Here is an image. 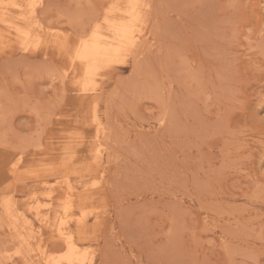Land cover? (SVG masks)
<instances>
[{
    "label": "rangeland",
    "instance_id": "374dc122",
    "mask_svg": "<svg viewBox=\"0 0 264 264\" xmlns=\"http://www.w3.org/2000/svg\"><path fill=\"white\" fill-rule=\"evenodd\" d=\"M45 257L264 264V0H0V264Z\"/></svg>",
    "mask_w": 264,
    "mask_h": 264
},
{
    "label": "bare ground",
    "instance_id": "6f19581e",
    "mask_svg": "<svg viewBox=\"0 0 264 264\" xmlns=\"http://www.w3.org/2000/svg\"><path fill=\"white\" fill-rule=\"evenodd\" d=\"M28 9H29V8H28ZM24 10H25V9H24ZM129 11H130V10H129ZM129 11H128V12H129ZM12 18H13V17H12ZM131 18H132V16H131ZM133 18H134V17H133ZM133 18H132V19H133ZM120 19H121V18H120ZM134 19H135V18H134ZM134 19H133V20H134ZM1 20H2V19H1ZM8 22L12 24V20H11V21L8 20ZM13 22H14V21H13ZM120 22H121V21H120ZM5 23H7V22L5 21ZM9 23H8V24H9ZM124 23H125V22H121V23H119V24L124 25ZM17 24H18V23H17ZM10 26H11V25H10ZM17 26H18V25H17ZM12 27H13V26H12ZM21 27H24V26H21V25H20L19 28H21ZM24 28H25V31H23V30L21 29L22 32L25 33V35H24L23 37L26 36V31L28 30L27 26H25ZM24 28H23V29H24ZM26 28H27V29H26ZM93 28H94V27H93ZM116 28H117L116 31H117L118 36L121 37V36H122V31H121V30H118V29H120V28H118V27H116ZM125 28H126V27H125ZM125 28L123 27L122 30L124 29V33H125L126 36H125V35H123V36H125L124 38L126 39V37H128L127 35L130 34V32H129V33H128V31L126 32V31H125ZM14 29H15V28H14ZM16 30H17V29H16ZM29 30H30V29H29ZM94 30H95V29H94ZM118 31H119V33H118ZM22 32H21V33H22ZM28 32H29V31H28ZM28 32H27V33H28ZM30 32H31V30H30ZM7 33H8V32H7ZM21 33L19 32V35H23V34H21ZM126 33H128V34H126ZM28 34H30V33H28ZM28 34H27V39H28L29 36L32 37V36H31L32 33H31L30 35H28ZM96 34H97V33H96ZM98 35H100V34H98ZM85 36H86V35H85ZM85 36H84V37H85ZM94 37H95V36L92 35V38L89 39V40H91V41H87V39H86V41L84 40V41L86 42V45H85V46L88 45V44H87V42H88V43H90L89 45H91V47H90V46H88V47H89V48H92V45H93V44H91V42L93 41L92 39H94ZM100 37H101V35H100ZM7 38H8V37H7ZM25 38H26V37H25ZM25 38H24V40H27V39H25ZM33 38H34V37H33ZM101 38H102V37H101ZM101 38L98 39L99 42L101 41V40H100ZM37 39H38V38H37ZM127 39H129V38H127ZM30 40H31V39H30ZM96 40H97V37H96V39L93 41L94 44H96V43H95ZM68 41H69V40H68ZM70 41H71V39H70ZM120 41H122V40H120ZM123 41H124V40H123ZM123 41H122V42H123ZM26 42H28V41H26ZM71 42H72V41H71ZM82 42H83V40L81 41V43H82ZM93 42H92V43H93ZM97 42H98V41H97ZM101 43H102V41H101ZM105 43H106V42H105ZM26 44H27V43H26ZM28 44H29V43H28ZM66 44L68 45V44H71V43L66 42ZM107 44H108V43H107ZM59 45L61 46V44H59ZM71 45H72V44H71ZM71 45H70V47H71ZM79 45H80V44H79ZM79 45H78V47H81V46H79ZM101 45H102V44H101ZM101 45H100V46H101ZM60 46H59V47H60ZM85 46L83 45V47H81L82 50H81V48H79V50L84 51V54H85V55L87 54V56H88V54L90 53L91 49H90V51H89V49H88V48L86 49ZM102 46H104V45H102ZM102 46H101V47H102ZM106 46L108 47V45H106ZM106 46H104L105 48H103V49L101 48V49H100V51H101V50H104V51H101V54H100V52H99L100 57H103L102 54L105 52V49L107 50V52H105V53H107L108 55L110 54V53H108L109 51H108V48H107ZM109 46H110V45H109ZM65 47H67V46L65 45ZM72 47H73V49H75V48H74V44H73ZM84 47H85V50H88V53H85ZM94 47H96V45H94L93 48H94ZM97 47H99V46H97ZM97 47H96V48H97ZM110 47H111V46H110ZM58 49H59V48H58ZM73 49H72V50H73ZM62 50L65 51L64 47H63ZM111 50H112V47L110 48V52H111ZM113 50H114V48H113ZM64 51H63V52H64ZM76 51H77V50H76ZM92 51H95V49H93ZM96 51H99V49L96 50ZM74 52H75V50H74ZM78 52H79V51H77V53H78ZM61 53H62V52H61ZM75 53H76V52H75ZM79 53H83V52H79ZM95 53H96V52H95ZM97 53H98V52H97ZM105 53H104V57H107L108 55L106 56ZM62 54H63V53H62ZM64 54H65V53H64ZM72 54H74V53L71 52V55H72ZM91 54L94 55L93 52H92ZM91 54H90V55H91ZM65 55H66V54H65ZM82 55H83V54H82ZM85 55H83V56H84L83 60L81 59V64H79L80 66H82V64H84L83 62H84V60L86 59V58H85ZM90 55H89V57H87L86 60H88L89 58H91L92 55H91V56H90ZM101 55H102V56H101ZM73 56H74V55H73ZM75 56L78 57L79 55H75ZM80 56H81V54H80ZM80 56H79V57H80ZM96 56L99 57V55H96ZM96 56H92V57L95 58V59H93L94 61H95L96 59L98 60V62L101 61V60L103 61L104 58L101 59V58L99 57V58L101 59V60H100V59H98V57H96ZM70 57H71V56H70ZM80 58H81V57H80ZM69 59L71 60V58H69ZM75 59H76V58H75ZM75 59H74V60H75ZM91 60H92V59H91ZM72 61H73V58H72ZM77 61H78V60H77ZM77 61H76V64H77V65H76V64H73L72 67H73V66H76V67L78 66ZM82 61H83V62H82ZM96 62H97V61H96ZM98 62H97V63H98ZM74 63H75V62H74ZM87 63H88V62H87ZM87 63H86V64H87ZM97 63H96V64H97ZM86 64H85V65H86ZM88 65H89V64H88ZM86 66H87V65H86ZM93 66H94V64L92 63V67H93ZM97 66L99 67L98 64H97ZM97 66H95V68H96ZM82 68H83V67H82ZM88 68H89V66H88ZM89 69H90V68H89ZM89 69H88V70H89ZM92 69H93V71H94V67H93ZM76 70H77V69H76ZM86 70H87V69H86ZM88 70H87L88 73H86V74L92 73V76H93V72H90V71H92V70H91V69H90L89 71H88ZM75 72H77V71H75ZM94 72H96V71H94ZM89 75L91 76V74H89ZM89 75H88V76H89ZM83 77H87V76L84 75ZM89 78H91V77H89ZM85 79H87V78H85ZM83 83H85V82H83ZM83 83H82V84H83ZM89 83H90V82H89ZM85 84H86V83H85ZM85 84H84V85H85ZM84 85H83V86H84ZM89 85H90V84H89ZM89 85L87 84V86H89ZM84 87H85V86H84ZM85 89H86V88H85ZM85 89H83V90H85ZM86 91H87V90H86ZM82 96H83V95H82ZM83 101H84V100H83ZM86 101H87V100H86ZM84 102H85V101H84ZM82 103H83V102H82ZM107 112H108V111H107ZM108 114H109V112H108ZM58 121H59V120H58ZM74 126L77 127L76 125H74ZM83 127H84V126H83ZM77 128H79V127H77ZM73 130H74V129H73ZM75 130H76V129H75ZM78 130H79V129H78ZM86 130H87V129H86ZM72 132H74V131H72ZM75 132H76V131H75ZM82 132H83V131H82ZM85 132H86V131H85ZM52 133H53V132H52ZM66 134H67V133H66ZM72 134H75V133H72ZM85 134H86V133H85ZM53 135H54V134H53ZM54 137H55V136H54ZM65 137H66V136H65ZM52 138H53V137H52ZM60 138H62V137L60 136ZM103 139H104V138H103ZM36 142H37V141H36ZM109 144H110V143H109ZM37 145H38V144H37ZM30 146H31V145H30ZM46 146H47V145H46ZM72 146H73V145H72ZM12 148H14V147H12ZM18 149H19V148H18ZM38 149H39V148H38ZM59 149H60V146H59ZM107 150H108V149H107ZM36 152H37V150H36ZM41 152H42V151H41ZM37 153H38V152H37ZM55 153H56V152H55ZM55 153H54V154H55ZM60 153H61V152H60ZM23 154H24V153H23ZM44 154H45V151H44ZM109 154H110V153H109ZM36 155H37V154H36ZM36 155H35V156H36ZM42 155H43V152H42ZM32 156H33V155H32ZM39 156H40V155H39ZM24 157H25V156H24ZM28 158H29V157H28ZM23 159H24V158H23ZM26 159H27V158H26ZM17 161H18V160H17ZM22 162H23V161H22ZM17 163H18V162H17ZM56 163H57V162H56ZM19 165H20V163H19ZM21 165H22V164H21ZM52 165H53V164H52ZM109 165H110V164H109ZM47 166H48V165H47ZM23 167H24V166H23ZM35 167H37V166H35ZM35 167H34V168H35ZM48 167H49V166H48ZM65 167H66V166H64V168H65ZM15 169H16V168H15ZM24 170H25V169H24ZM33 170H34V169H33ZM21 171H22V169H21ZM40 171H41V170H40ZM46 171H47V170H46ZM8 172H9V171H8ZM22 172H24V171H22ZM37 172H39V171H37ZM41 172H42V171H41ZM24 173H25V172H24ZM23 175H24V174H23ZM30 175H31V174H30ZM34 175H35V174H34ZM37 175H38V174H37ZM39 175H40V174H39ZM25 176H26V175H25ZM27 176H28V175H27ZM22 177H23V176H22ZM68 180H69V179H68ZM61 184H62V183H61ZM46 186H47V185H46ZM62 186H63V185H62ZM46 188H47V187H46ZM66 188H67V187H66ZM66 188H65V189H66ZM61 190H62V189H61ZM37 191H38V190H37ZM64 194H65V192H64ZM69 194H70V193H69ZM6 195H7V194H6ZM62 196H63V195H62ZM59 197H60V196H59ZM64 197H65V196H64ZM66 197H67V196H66ZM54 200H55V198H54ZM54 200H53V201H54ZM64 200H65V199H64ZM29 201H30V200H29ZM29 201H28V202H29ZM14 202H15V200H14ZM14 202H13V203H14ZM64 202H65V201H64ZM58 204H59V203H58ZM28 205H29V204H28ZM25 206H27V205H25ZM58 206H59V205H58ZM62 206H63V205H62ZM5 208H6V211L8 212V215H9L10 217H12V216H13V210H12V199H11V198H9V199L6 200V202H5ZM13 209H14V208H13ZM32 209H33V208H32ZM15 210H16V209H15ZM18 210H19V209H18ZM5 213H6V212H5ZM17 213H18V212H17ZM40 213H41V212H40ZM56 213H58V212L56 211ZM60 213H61V212H60ZM1 214H2V213H1ZM23 214H24V213H23ZM69 214H70V213H69ZM71 215H72V214H71ZM62 216H63V215H62ZM64 216H65V215H64ZM6 217H7V216H6ZM56 219H57V218H56ZM77 219H78V218H77ZM7 220H8V219H7ZM57 220H58V219H57ZM8 221H9V220H8ZM32 221H33V220H32ZM59 221H60V220H59ZM11 226H12V228H17V224H16V223H15V224H14V223L11 224ZM18 229H19V228H18ZM25 229H26V228H25ZM71 229H72V228H71ZM12 231H13V230H12ZM14 231H15V230H14ZM74 232H75V231H74ZM58 233H59V232H58ZM64 234H65V233H64ZM64 234H61V235H64ZM58 235H59V234H58ZM61 235H59V236H61ZM61 237H62V236H61ZM63 239H64L65 242L67 243V246H68V252L70 251V253L68 254V257H67V260H68L69 262H72V261H75V260H80L81 258H83L82 252H81L80 249H79V244L77 245V243H76L75 240H74L73 233L70 232V234H66V236L63 237ZM63 245H64V244H63ZM106 246H107V245H106ZM83 247H84V246H83ZM25 252H26V251H25ZM48 258H50V257H48ZM53 258H54V256H53ZM60 258H61V257H60ZM58 259H59V258H58ZM58 259H57V260H56V259H47V258L45 257V258H44V261L41 262V264H63L62 262L65 261L64 258H63V261L58 260ZM65 259H66V258H65ZM104 262H105V261H104ZM65 263H66V262H65ZM68 264H69V263H68ZM74 264H77V263H74Z\"/></svg>",
    "mask_w": 264,
    "mask_h": 264
}]
</instances>
